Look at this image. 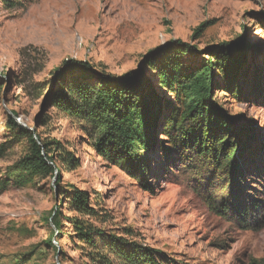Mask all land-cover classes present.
Masks as SVG:
<instances>
[{"label":"rangeland","instance_id":"rangeland-1","mask_svg":"<svg viewBox=\"0 0 264 264\" xmlns=\"http://www.w3.org/2000/svg\"><path fill=\"white\" fill-rule=\"evenodd\" d=\"M232 47L244 56L239 86L229 93V79L217 73L218 110L209 124L233 137L237 163L217 176L180 156L199 117L179 90L161 87L149 59L155 66L172 57L182 67L217 65L212 51ZM76 62L114 78L141 70L152 77L165 106L154 150L144 155L146 173L133 177L100 156L88 128L50 103L58 76ZM0 86V264H94L66 219L78 215L67 201L74 189L98 214L86 217L89 223L151 248L161 263L264 264V0H0ZM173 109L177 120L165 128ZM10 117L45 144L59 143L74 166L56 158L54 177L6 186L30 148L24 133L8 127ZM210 195L247 204L248 223L212 212ZM57 211L61 235L52 219Z\"/></svg>","mask_w":264,"mask_h":264},{"label":"trees","instance_id":"trees-1","mask_svg":"<svg viewBox=\"0 0 264 264\" xmlns=\"http://www.w3.org/2000/svg\"><path fill=\"white\" fill-rule=\"evenodd\" d=\"M15 7L10 6L11 9ZM185 53L187 52L179 50L176 55L183 56ZM212 54L216 57L217 65L208 63L200 67H182L172 57L159 66H155L154 58H150L149 66H153L156 71L161 87L179 90L184 106L193 116L199 117L195 121L200 122V126L185 138L180 156L191 158L196 167L194 170L206 167L219 176V172L234 171L237 144L232 136L227 138L224 132L215 128L216 125L209 124L216 120L218 110L214 103L215 91L220 89L217 73H221L222 78L229 79L224 88L229 93L236 92L239 84L235 83V76L243 65L244 56L240 57L237 47L219 48L213 50ZM151 79L144 70L114 78L86 63L76 62L67 64L66 69L58 76L56 91L50 93L49 101L60 112L88 128L86 133L90 137V143L100 156L115 162L127 174L135 177L137 170L141 169L144 173L149 170L144 155L154 150L157 138L154 128L157 127L165 106ZM50 89L51 87L49 91ZM1 91L0 86V93ZM174 112L173 123H170ZM177 115L178 112L173 109L165 128L167 125H172L173 128ZM15 116L17 115L13 112L12 117ZM12 117L9 118L8 127L24 133L30 148L26 157L11 169L6 186L11 180L24 187L34 182L36 177H54L56 171L60 172L56 167V158L67 169L74 166L76 159L59 143L45 144L36 133L22 128ZM183 117L181 115L182 119ZM230 160L234 164L226 168V163ZM240 176L239 174L238 178ZM149 184L147 178L143 180V185L149 187ZM67 201L70 211L78 214L66 218L73 227V237L81 245V249L86 251L85 256L94 264H165L158 260L151 248L130 243L89 223L86 217L92 219L98 214L84 191L74 189ZM206 203L212 212L222 218L233 213L241 223L249 221L247 204L243 205L236 198L218 199L210 195ZM250 205H253V209L259 206L254 200ZM59 213L57 211L52 219L59 231L58 235H61ZM169 262L171 263L166 264H174Z\"/></svg>","mask_w":264,"mask_h":264}]
</instances>
